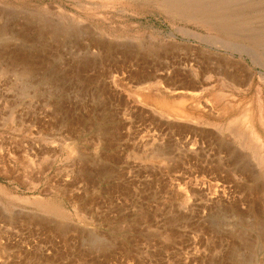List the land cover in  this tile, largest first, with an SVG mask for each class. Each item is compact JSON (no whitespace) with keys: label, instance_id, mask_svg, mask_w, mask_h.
Instances as JSON below:
<instances>
[{"label":"rangeland","instance_id":"1","mask_svg":"<svg viewBox=\"0 0 264 264\" xmlns=\"http://www.w3.org/2000/svg\"><path fill=\"white\" fill-rule=\"evenodd\" d=\"M0 264H264V0H0Z\"/></svg>","mask_w":264,"mask_h":264},{"label":"bare ground","instance_id":"2","mask_svg":"<svg viewBox=\"0 0 264 264\" xmlns=\"http://www.w3.org/2000/svg\"><path fill=\"white\" fill-rule=\"evenodd\" d=\"M167 4H168V3H167ZM175 5H176V4H175ZM186 7H187V6H186ZM188 8H189V7H188ZM198 10L201 11V12H203V10H200L199 8H198ZM194 11H195V10H194ZM199 11H198V12H199ZM189 12H190V10H189ZM186 14H187V12H186ZM196 14H197V13H196ZM199 15H200V14H199ZM205 15H206V14H205ZM189 16H190V14H189ZM202 16H203V15H202ZM192 20H193V19H192ZM198 21H200V20H198ZM202 23H203V22H202ZM207 25H208V24H207ZM210 25H211V24H210ZM210 25H209V26H210ZM162 104H163V102H162ZM163 105H167V104L164 103ZM168 105H169V104H168ZM170 106H171V105H170ZM164 107H165V106H164ZM174 108H175V107H174ZM181 109H182V108H181ZM176 110H178V109L176 108Z\"/></svg>","mask_w":264,"mask_h":264}]
</instances>
